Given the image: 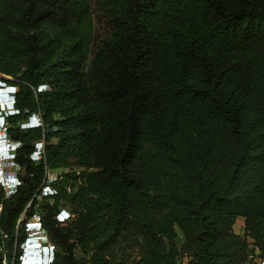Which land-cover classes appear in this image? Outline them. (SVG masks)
Instances as JSON below:
<instances>
[{
    "label": "trees",
    "instance_id": "obj_1",
    "mask_svg": "<svg viewBox=\"0 0 264 264\" xmlns=\"http://www.w3.org/2000/svg\"><path fill=\"white\" fill-rule=\"evenodd\" d=\"M0 75L20 141L0 264L34 217L54 264L264 259V0H0Z\"/></svg>",
    "mask_w": 264,
    "mask_h": 264
},
{
    "label": "clouds",
    "instance_id": "obj_2",
    "mask_svg": "<svg viewBox=\"0 0 264 264\" xmlns=\"http://www.w3.org/2000/svg\"><path fill=\"white\" fill-rule=\"evenodd\" d=\"M17 93V85L9 82L6 76L0 75V164L3 163L5 165L4 171L0 173V182L8 193L15 192L20 184L18 165L15 160L16 151L20 147V141L11 138L7 132L8 117L18 112ZM39 123V117L31 115L28 120L21 122V127L35 126L39 125ZM40 148L41 145L37 144V148L32 155L33 158L39 157ZM8 166H10L11 170H8ZM68 217L69 211L66 209H62L56 214V218L59 221H64ZM29 222H34L36 225L28 226ZM29 222L26 224L29 236L22 247L21 264L22 258L24 259L23 263L26 264V256L31 244L37 245L39 253L38 264H54L56 255L55 245L46 233L41 220L38 218L36 221Z\"/></svg>",
    "mask_w": 264,
    "mask_h": 264
},
{
    "label": "rangeland",
    "instance_id": "obj_3",
    "mask_svg": "<svg viewBox=\"0 0 264 264\" xmlns=\"http://www.w3.org/2000/svg\"><path fill=\"white\" fill-rule=\"evenodd\" d=\"M35 123H37V122H35ZM8 170H11L10 169V166H8ZM14 170V169H13ZM61 172V170H56V171H54V172H51L50 173V176H53V175H56V174H59ZM12 173V172H11ZM51 190L49 189V188H45L44 189V192H50ZM66 210H68V211H70L69 210V208H65ZM66 216V215H65ZM25 218H26V216H24L23 217V219H22V222L25 220ZM36 220H38V218L37 217H34L33 218V220L32 221H36ZM234 229H235V231L236 232H238V233H243V231H244V218H242V217H238V219H237V222H236V224H235V226H234ZM119 253H125V256H127V257H129L131 260H138V258H139V251H138V249L136 248V249H131L130 247L129 248H127L126 246L123 248V249H119ZM21 258V257H20ZM6 263V262H5ZM4 264V263H3ZM20 264H21V261H20ZM24 264V263H23Z\"/></svg>",
    "mask_w": 264,
    "mask_h": 264
},
{
    "label": "built area",
    "instance_id": "obj_4",
    "mask_svg": "<svg viewBox=\"0 0 264 264\" xmlns=\"http://www.w3.org/2000/svg\"><path fill=\"white\" fill-rule=\"evenodd\" d=\"M0 173L4 171L5 165L2 163L0 164ZM6 262V263H5ZM4 264H7V261L3 262ZM245 264H264V259L259 255L258 250L251 252L249 254L248 261Z\"/></svg>",
    "mask_w": 264,
    "mask_h": 264
},
{
    "label": "bare ground",
    "instance_id": "obj_5",
    "mask_svg": "<svg viewBox=\"0 0 264 264\" xmlns=\"http://www.w3.org/2000/svg\"><path fill=\"white\" fill-rule=\"evenodd\" d=\"M32 252V246H30V248L28 249V252H27V256L26 257H28L29 255H30V253ZM34 260H33V257H29V258H26V261H25V263L26 264H30V262H33Z\"/></svg>",
    "mask_w": 264,
    "mask_h": 264
}]
</instances>
